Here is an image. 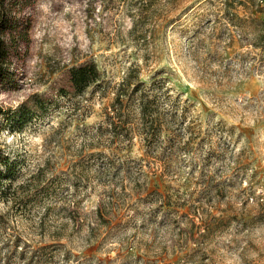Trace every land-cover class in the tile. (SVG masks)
I'll list each match as a JSON object with an SVG mask.
<instances>
[{
    "label": "rangeland",
    "instance_id": "374dc122",
    "mask_svg": "<svg viewBox=\"0 0 264 264\" xmlns=\"http://www.w3.org/2000/svg\"><path fill=\"white\" fill-rule=\"evenodd\" d=\"M0 7L18 32L0 75V152L9 163L0 164V264H27L19 248L8 255L14 239L25 250L47 246L39 264H264V44L256 40L264 7ZM83 62L98 77L76 94L68 70ZM128 71L153 96L157 124L138 122L136 94L127 122L111 131L105 112ZM27 99L46 110L9 127L6 112ZM35 175L47 190L22 187Z\"/></svg>",
    "mask_w": 264,
    "mask_h": 264
},
{
    "label": "trees",
    "instance_id": "16d2710c",
    "mask_svg": "<svg viewBox=\"0 0 264 264\" xmlns=\"http://www.w3.org/2000/svg\"><path fill=\"white\" fill-rule=\"evenodd\" d=\"M232 1L233 0H230V3H232ZM258 24L259 30L256 40L257 43L264 44V20H259ZM16 30L17 27L15 21L9 16H6V13L0 7V75L6 69L5 61L8 56L7 41L9 40V37L10 39H15V35L18 34V32H15ZM97 77L98 70L95 64L92 62H83L78 64L77 66L70 67L68 70V81L71 89L76 94L82 93L86 88H88L93 82L97 80ZM136 94L137 98L134 107L137 111L136 113L138 115V122L142 124V126L147 125L148 127L157 124L158 116L153 109L155 107L153 96L148 95V93L144 89V82L140 80H134L132 78V74L130 73V71H128L116 88L115 96L110 104L111 110L105 112L107 123L110 127H112L111 131L115 130L118 121L122 123L119 125V127L124 125L123 123L127 122L126 119L128 117V111L131 110L130 104L134 99V95ZM46 107V104L42 100L34 101L32 99H27L26 101H23L21 104H19L16 108H9L8 112H6L7 121H9L10 123L9 127H22L31 123L33 119L37 117V113L39 112L41 115L43 111L46 110ZM120 135L122 136L121 133ZM112 137V139H115L118 137V134H115V136ZM0 164L5 167V170L8 169V159L6 156L1 154V152ZM33 178H35V180L31 177V179L27 180L22 187H29L30 190V187L33 185L35 186V188H40V190H47V186L39 184V180L36 175L33 176ZM96 213L101 217V214L100 212L98 213V210L96 211ZM208 225L209 224H207L206 227ZM8 247H10L8 255H10V253H12L13 251H17V248H19V251L17 252L21 257L26 259L27 264H39V259L42 255L41 252L45 250V248H48L47 246H45V248L40 247L25 250L21 246L17 245L16 239H14L12 241V244H10V246Z\"/></svg>",
    "mask_w": 264,
    "mask_h": 264
},
{
    "label": "built area",
    "instance_id": "2783aa9c",
    "mask_svg": "<svg viewBox=\"0 0 264 264\" xmlns=\"http://www.w3.org/2000/svg\"><path fill=\"white\" fill-rule=\"evenodd\" d=\"M254 3L258 6L264 7V0H253Z\"/></svg>",
    "mask_w": 264,
    "mask_h": 264
}]
</instances>
